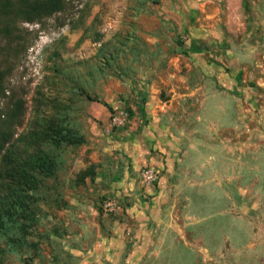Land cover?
Masks as SVG:
<instances>
[{"label":"rangeland","instance_id":"1","mask_svg":"<svg viewBox=\"0 0 264 264\" xmlns=\"http://www.w3.org/2000/svg\"><path fill=\"white\" fill-rule=\"evenodd\" d=\"M68 1L0 34V129L83 136L3 264H264V0Z\"/></svg>","mask_w":264,"mask_h":264},{"label":"trees","instance_id":"2","mask_svg":"<svg viewBox=\"0 0 264 264\" xmlns=\"http://www.w3.org/2000/svg\"><path fill=\"white\" fill-rule=\"evenodd\" d=\"M68 2L0 0V21L5 22L0 34L12 33V23L17 20L40 22L47 16L65 10ZM196 48L200 49L199 46ZM183 51L188 53L191 49L186 46ZM6 76L0 66V98L6 92ZM105 105L110 108L106 102ZM20 114L18 106L6 121V127L0 129V264L4 263L6 252L2 245L3 239L9 242L12 249L16 244L24 243L32 225L29 215L36 200L34 193L45 178L55 174L60 162L58 150L64 143L77 144L83 141V136L60 118L37 120L33 129L13 139L15 132L12 127L21 124L15 120ZM88 173L86 170L81 175L86 177Z\"/></svg>","mask_w":264,"mask_h":264},{"label":"built area","instance_id":"3","mask_svg":"<svg viewBox=\"0 0 264 264\" xmlns=\"http://www.w3.org/2000/svg\"><path fill=\"white\" fill-rule=\"evenodd\" d=\"M149 177H150V179H153L154 178V175L153 174H150Z\"/></svg>","mask_w":264,"mask_h":264}]
</instances>
